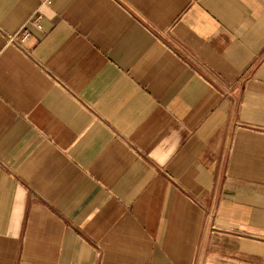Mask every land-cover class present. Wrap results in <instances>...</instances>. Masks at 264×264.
Instances as JSON below:
<instances>
[{"label":"crops","instance_id":"crops-1","mask_svg":"<svg viewBox=\"0 0 264 264\" xmlns=\"http://www.w3.org/2000/svg\"><path fill=\"white\" fill-rule=\"evenodd\" d=\"M0 264H264V0H0Z\"/></svg>","mask_w":264,"mask_h":264}]
</instances>
